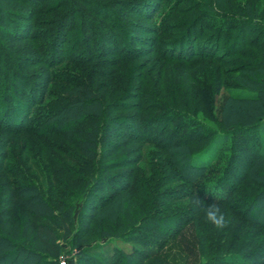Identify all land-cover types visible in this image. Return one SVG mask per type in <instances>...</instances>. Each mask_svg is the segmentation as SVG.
Here are the masks:
<instances>
[{"label":"trees","instance_id":"obj_1","mask_svg":"<svg viewBox=\"0 0 264 264\" xmlns=\"http://www.w3.org/2000/svg\"><path fill=\"white\" fill-rule=\"evenodd\" d=\"M45 1L0 0V23H7L18 32L14 36L12 32L0 30V38L27 41L34 49V61L33 56H29L22 58L19 65L24 63L26 67L29 61L33 62L29 67L39 65L45 56L50 60L46 62L49 67L45 76L39 78L43 83L32 82L18 69L16 60L6 64L12 66L13 70H9L0 80V116L6 109L18 118L12 124L0 120V130L26 137H50L43 140L40 147L46 151L43 160L42 153L36 152L34 165L22 167L23 171L15 172L7 167L3 171L6 174L4 179L16 173V179L23 182L20 187L5 180L2 182L4 191L14 192L22 188L30 198L18 201V212L11 209L14 202L7 210L0 212V264H58L57 256L63 240L58 235L62 233L66 237L71 231L72 238L68 241L71 248L77 243L75 235H84V232L100 239L133 238L129 253L114 251L110 256H102L80 251L79 256L83 260L79 264H165L162 255L164 246L189 226L197 232L201 254L213 251V255L202 264H264V222L261 221L264 212V114H260L264 109V0H169V5L162 12L159 5L166 0H69L68 10L64 14L58 13L63 5L53 2L42 7ZM12 3H21L29 9L25 14H13L8 8L5 9ZM83 8L92 9L88 16L82 12ZM115 8L123 14L117 15ZM43 15L50 17L40 20L39 17ZM68 15L72 20L65 26L66 19L70 18ZM127 17L149 22L148 26L138 24L135 27L148 39L128 35L125 31L122 42L124 54H119L116 50L117 38L107 34L110 32L106 29L110 27L121 32L118 19ZM172 17L176 19L169 21ZM94 19L107 28L99 29ZM79 23L88 24L91 32L82 38L80 30H77L79 35L70 43L69 38L75 31V25L80 26ZM47 25L51 27L50 38L42 43L44 37L41 35L45 33L37 29ZM121 25L125 23L121 22ZM92 35L96 36L95 50L90 52L91 49L87 51L81 46L77 52V47L81 42L84 46L86 40L91 47ZM99 39L101 42L97 41ZM221 43L226 48L218 52ZM162 44L168 48V53L163 51L156 54L154 49ZM139 45L146 48L151 46L153 50L145 52ZM2 47L0 44V59L8 56L6 47ZM247 50L254 53H245ZM66 52L73 55L68 56L71 57L69 60L63 58ZM150 54L158 55L148 64L155 67L159 74L170 69L169 65L177 63L193 66L194 70L200 69L206 76L246 73L238 76L240 83L229 82L219 86L226 91L217 112L223 116L221 122L213 115L209 121L215 124L209 126L196 116L197 113L192 115L185 112L190 107V99L201 107L202 116L207 111L203 92L209 84L200 79L195 81L186 77L185 85L181 83L176 87L169 82L166 85L168 90L164 92L159 86L149 84L146 77L139 79L141 87L131 88L133 84L130 78H126L121 86L112 79L116 74L113 72L106 82L109 89L98 90L92 83V77L81 70L90 63H98L93 64L96 66L104 63L115 69L121 62H131L134 57ZM234 57L247 60L229 62ZM50 58L61 60L53 63ZM62 63L73 66L75 70H51ZM224 67L228 69L224 70ZM210 82L213 87L218 85L213 78ZM50 85H54L59 92L47 94ZM145 85L153 87V92H147L151 93L153 101L135 104L145 94ZM65 90H68L67 94L63 93ZM130 90L138 94L131 95ZM215 94L220 93L214 92L213 96ZM38 97L42 101L46 98L47 103L40 113L36 111L30 115L31 109L39 105L35 102ZM117 101H121L124 108H115L116 111H137V116L105 117L104 112L114 109ZM142 112H154L157 118L145 119L140 116ZM224 112H227L225 116L222 115ZM52 122L60 128L56 132L46 133L45 128L50 127ZM147 124L152 125L149 133L137 130L139 126ZM108 125L113 129L111 140L108 139ZM123 126L126 132L120 130ZM170 128L172 130L169 131ZM117 138H122L125 143L114 140ZM207 139L208 143L200 152L185 151ZM218 141H228L229 155L226 161L215 166L213 146ZM128 143L135 145L137 154L148 146L159 150L163 154L162 160L166 158L173 167L176 179L172 183L196 184L204 176L213 177L208 182H200L189 192L178 190L167 194L156 184L154 196H150L146 183H150L151 191L153 182L147 180L141 169H137L140 158L134 162L123 159L108 161V151L126 148ZM240 146L243 148L241 152L238 151ZM0 147L3 148L2 145ZM209 150H212L211 157L206 163L197 165L198 158L202 159ZM243 151L249 156L244 158ZM1 159L0 171L5 161L4 154ZM212 164L215 170H210ZM125 166L129 167L124 173L129 183L123 184L112 195H100L97 185L104 180L105 173ZM153 175L152 179L155 177ZM142 184L147 188L145 200L135 197L139 202L135 206L130 194L133 195ZM79 196L83 198L80 213L86 211L90 214L84 218L80 228L73 230L75 207L69 199ZM149 199L147 204L146 200ZM158 200L166 201V206H156ZM184 201L188 202L187 206H173ZM210 205L219 207L224 213L227 224L223 229L215 228L206 220L205 210ZM238 219L257 228L251 238L252 241L259 239V242L253 243V248L247 254L233 252V246L223 250L224 240ZM238 235L241 238L246 236L238 231L230 240L235 243Z\"/></svg>","mask_w":264,"mask_h":264},{"label":"rangeland","instance_id":"obj_2","mask_svg":"<svg viewBox=\"0 0 264 264\" xmlns=\"http://www.w3.org/2000/svg\"><path fill=\"white\" fill-rule=\"evenodd\" d=\"M68 1L69 0H46L45 3L42 5V7H46L48 5L53 4V2H57L60 5H63V7L59 10V14H64L67 12L68 10ZM169 0L164 1L161 5H159L160 7V12H162L168 5H169ZM2 5V4H0ZM8 8V9H7ZM7 10H10L13 14H25L29 8H27V6H23L21 3H12L10 5H7L6 8ZM259 9V8H258ZM82 12H84L85 16H88L89 12L92 10L90 8H83ZM116 14H123V12L120 9H114ZM260 10V9H259ZM157 13L156 17L160 14ZM50 16H41L39 17L40 20H45L48 19ZM66 21H65V26H67L68 24H70L71 22V16L68 15ZM176 17H172L170 20H175ZM96 22V26L101 29V30H105L103 23H100L101 21H99L98 19H94ZM121 22L125 25H121ZM78 24V23H75ZM118 24L121 26V32H118V30H112L110 27H108L106 29L107 33L109 35H112V37L117 38V42H118V46L117 52L123 53L124 54V49L122 47V42H123V33L126 31L128 32L127 34H133L134 36H138V38H142L143 36H145V38L148 39L147 35H143L141 32L136 30V25H145L148 26L149 22L148 21H144L142 19H134V18H122V19H118ZM80 26H76L75 25V31L72 33V35L69 38V42L73 43L74 42V38L77 37L79 35V33L77 32V30H80V35L82 36V38L85 35H88L91 31L89 30V25L88 24H83V23H79ZM0 30L2 31H8V32H12L13 34H15L14 36H17V30L14 29V27H10V25L8 26L7 23H0ZM37 30H42V33H45L44 35H41L42 37H44V39L42 40V43L46 42L47 40H49L50 38V30L51 27H48V25L46 27H40ZM36 32V31H35ZM76 34V35H75ZM99 36H103V35H99ZM13 37V36H12ZM95 35H92V45L91 47H89V42L85 41L84 42V46L82 45L83 42L80 43V45L77 47V52H79L80 47H84V49H86L87 51H94L96 48V44H95ZM106 37V35L104 36ZM14 38V37H13ZM98 42H101V39L97 40ZM69 43V44H70ZM0 44L3 47H6V51L5 53L8 55L7 57H2L0 59V80L3 77V75H7V72H9V70H13L12 66H6V64L8 62H14L16 60V62L18 63V65L22 62V58H28L29 56H33L32 60L34 61L35 58V54L32 53L33 46L31 44H28L27 41H13L11 40L10 37H6V38H0ZM69 46V45H68ZM86 46V47H85ZM129 45H127L128 47ZM2 47V48H3ZM131 47H134L133 45H131ZM139 48H144L142 50H145V52H149L150 50H153L150 46V48H146V46L144 45H139ZM28 48V49H27ZM224 48H226V45L221 43L218 49V52H222V50H224ZM82 49V48H81ZM155 53L157 54V52H167L168 53V48L162 44V45H157L156 48L154 49ZM248 52H252L251 50H247L245 51V53ZM58 54V52H57ZM77 54V53H76ZM156 54H150L148 55H142V57H134L133 61L131 62H121L119 63L118 67L115 69H111L109 67H107L106 64L104 63H99V66L93 65V64H98V63H90L88 65H86L85 67H83L81 70L85 71V73H87L88 76L92 77V83L94 84L95 87L98 88V90H106L109 89V85L106 84L109 76L111 75V73H116L114 74V78H112L113 80H117L120 85L122 86L123 81L126 78H130L131 79V84H133L134 88L135 86H140L141 87V82H139V79L141 77H146V80H148L149 84L155 86H159L161 89L164 90V92H167L168 88L166 87V85H168L169 82H171L173 84L174 87H176V85L180 86L181 83L182 85H185L186 83V77L187 78H193L195 81L196 80H201L204 83H208L209 85H206L205 88L206 90H204L203 92V98L205 101L204 104V108L207 111H210L212 114H210V112L207 114V111L204 112L203 116L201 114V107L199 105H195V101H192V99H190L189 103H190V107L185 111L188 112L189 114H196V116H198L199 118H202L203 121H206L208 123L209 126L214 125L215 123L210 122L209 120L212 119L214 116L217 117L218 122L223 119V116H221L220 114H217L218 109L220 108L222 99L221 97L224 96L225 94V90L224 89H220L219 86H222L226 83L229 82H238L240 83V80L238 78V76H241L243 74L246 73H238L237 75H223L221 73H218L217 75L214 76H206L205 74H202V71L199 70H194L193 66H187V65H183L182 63H177L174 65H169L168 67L170 69H166L164 72H156L155 71V67H150L149 66V62H151L152 60H154V58L158 55ZM78 55V54H77ZM68 56H73L70 55L69 52H66L63 56V58H66L67 60H69ZM264 56V53L263 55ZM48 56L42 57L41 59L43 60V63L39 64V65H34L32 67L30 66V63L33 62H27L29 65L25 67L24 63L22 65H19V70L24 73L26 76L29 77V79L31 78L32 82H37L40 83V76H45V73L47 72V67L46 66V62L49 60V58L47 59ZM58 58V57H57ZM56 58V59H57ZM62 58V59H63ZM51 59V58H50ZM55 59H51V61L53 63H56L58 61H54ZM102 60V59H99ZM247 59L241 58V57H234L233 59H231L229 62H235V63H240V62H246ZM7 61V62H6ZM50 61V60H49ZM24 62V61H23ZM102 62V61H101ZM11 64V63H10ZM51 65H53L51 63ZM62 68H68L70 70H75L73 68V66H69L67 63H62L61 65H59L58 67H54L53 69H51L52 71H56ZM230 68V67H229ZM233 68V67H232ZM228 67H224V70H227ZM51 71V72H52ZM195 71V72H194ZM84 73V74H85ZM224 73V71H223ZM118 74V76H117ZM106 76V78H105ZM215 79L216 83H218V85H215L214 87L212 85H210V80L211 79ZM129 80V79H128ZM189 86H192V83L187 81ZM43 83V82H41ZM115 83V82H114ZM113 84V83H112ZM165 86V87H163ZM188 87V86H187ZM145 94L142 95L141 99L139 101H136L137 103L135 104H141L142 101H153L152 97L150 96L151 93H147L149 91L153 92L154 89L151 86H147L145 85L143 87ZM43 90V89H42ZM41 91V88H40ZM56 92L58 93L59 91L56 90V88L54 87V85H50L48 86L47 89V94L49 92ZM66 92L63 93H68V90H65ZM136 91L130 90L129 93H131V95L133 94H138V93H133ZM214 92H218L220 93L219 95H214ZM235 92V91H232ZM62 94V93H59ZM64 95V94H63ZM109 96V95H108ZM127 96V95H126ZM153 96V94H152ZM110 99V97H108ZM140 98V97H139ZM36 99V103H38L39 105H35L33 107V109H31L30 115H32L34 112H38L39 113L42 111V109L44 108L45 104L47 103L46 98L44 99V101H42L41 99L35 98ZM1 100V98H0ZM43 102V103H42ZM117 105L115 107H113L114 109L110 110V111H106L104 112V116L109 118H115V117H126L127 116H133L136 117L137 116V111H132V110H120V111H116L119 108H124L122 105L121 101H117ZM232 102V101H231ZM1 103L2 101H0V107H1ZM134 104V103H132ZM117 108V109H115ZM1 110V109H0ZM227 114V112H224V115ZM261 116L264 114V109L262 110V112H260ZM214 115V116H213ZM218 115V116H217ZM141 117L146 118H154L156 116V113L151 112V113H146V112H142L140 113ZM157 118V117H155ZM18 118H15L13 114H9V112L5 109L3 110L1 116H0V120L1 121H7L8 123H15L17 121ZM124 119V118H123ZM52 120V119H51ZM38 121V120H37ZM42 121V119H41ZM147 126V127H146ZM146 126H139L137 128V130H140L141 133H149V129L152 125L151 124H147ZM59 125L57 123L52 122L50 124V127L45 128L47 132L50 131H58L59 129ZM222 128H220L221 130ZM107 130H108V139L111 140L113 136L112 131V127H110V125L107 126ZM123 132H126L127 130L125 129V127H121L120 129ZM172 130L171 128L169 129V131ZM182 135H180L181 137ZM26 138V139H25ZM25 139V141H24ZM50 137H32V136H28L26 137V135H14V134H8L3 132L2 130H0V146L2 145V147H0V165L2 164L1 161V156L2 154H4L5 156V161L3 163V168L2 171H0V212L5 211L9 208L10 204H12L14 202V204L12 205L11 209L13 210V212H18L20 210V207L17 206L18 201H24L25 199L30 198L29 195L27 193H25L22 188L17 189L16 191H10L9 192H5V185H2V182L5 180H7L8 182H11L12 184H14L15 186H22L23 182L19 181L18 179H16L17 175L16 173H11L12 177H8V179H4L6 177V174L3 172L5 167H7L8 169H10L11 171L16 172V170H20L23 171V168H26L28 166L34 165V161L36 159L35 154L36 152H40L42 153V158L41 160L44 159L46 151L43 149H41L40 147L42 146V141L43 140H49ZM114 140H118V142H121L123 139L122 138H117ZM207 139L206 141L199 143L193 147H190L188 149H185V151L187 150L188 152H200L203 149V146H205L208 143ZM5 142H7V145H5ZM122 142L125 143V140H123ZM123 143V144H124ZM5 145V146H4ZM242 147L240 146V148L238 149L239 152L242 151ZM228 150H229V143L228 141L226 142H220L218 141L216 144H214L213 146V156H214V164L216 166V163L220 164L221 161H226V159L228 158ZM211 152L212 150L207 153H205V155L202 157V159L199 157L198 158V163L197 165H201L203 164V162L206 163V160L208 158L211 157ZM107 153V152H106ZM109 155L108 161H112V160H121L123 159L124 161H136L138 158H140L141 163H139V166L137 167V169H141L142 174L147 176V180L151 179V182H153V185H151V188H153V190L150 191V183H146V186H148L147 188L145 187L144 184L140 185L139 188L136 189V192L132 194H130L132 196V201L133 204L135 206L139 205V202L135 199V197L138 198H142L144 199L145 196V189H147V192H150V196H154V187H156V184H159L157 186H160L163 188V190H165L164 192L167 194L173 193V191H186L189 192L193 189V187H197V184H199L200 182H208L209 180H211V178L213 177V175H209V176H204L200 182L196 183V184H189L188 182H177V183H172L173 180L176 179L174 170L172 169L173 167L171 166V164L169 163V161L165 158V161L162 160V153L157 150L156 148H154L153 146H148L145 147L144 150L141 152V154H137L136 153V149H135V145L128 143L127 147H123L120 150H111L108 151L107 153ZM242 156H244V158H246L247 156H249L248 153H244V151L242 152ZM35 157V158H34ZM127 158V159H126ZM36 162V161H35ZM131 162V163H132ZM130 163V164H131ZM22 164H25L26 166H23ZM214 164H212L210 170H215L216 168L214 167ZM38 165V164H37ZM172 167V168H171ZM239 168V167H238ZM129 170V167L125 166V167H121L112 171H108L105 173L104 175V180H101L98 183V189L100 190L99 194L100 195H112L113 193H115L117 190L120 189V187H122L123 184L129 183L127 181V176L126 173ZM141 171H139V173L141 174ZM154 174V175H153ZM152 175L155 176L154 179H152ZM10 176V175H9ZM175 176V177H174ZM161 177V178H160ZM138 178V177H137ZM136 178V179H137ZM158 179V180H157ZM159 181V183H158ZM138 183V181H136ZM146 182V181H145ZM264 182V181H263ZM132 187H133V183H132ZM170 191V193H169ZM134 197V200H133ZM70 203L73 205L74 208V214H73V225L71 226V228L74 230L76 228H80L83 225L84 222V218L87 217L88 214H90L89 212L87 213L86 211H83L80 213V205L81 202L83 201L82 196L77 197V199H69ZM145 200V199H144ZM151 199L146 200L147 204H149ZM151 203H154V201H151ZM188 205L187 201L178 203V204H174L173 206H179V208L184 207V206ZM156 206L159 207H165L166 206V201L164 200H158L156 201ZM133 209V208H131ZM175 209V208H174ZM131 212V210L129 211ZM261 221L264 222V212L262 213V217H261ZM238 224V225H237ZM257 228L252 227L250 224H244L243 221H240L239 219L235 221L234 226L232 227V229H230V232L226 238V240H224V244H223V250H227L230 246L234 247L233 252H241L244 254H247L249 252V250H251L253 248V243L256 242V244L259 242L258 240L252 241L251 236L256 232ZM238 231H240V234H245L246 236L244 238L239 237L240 235H238V239L236 240V244L234 243V241H231L230 239L232 238V235H234V233L236 234ZM196 230H194V228L192 226L187 227L186 229H183L182 232L179 234V236L167 243V245L164 246L163 251H162V255L164 257V263L165 264H202L204 262V260H207L209 258V256L213 255V251H211L210 254H206V255H202L201 254V248H199V244L197 242L196 239ZM72 234L73 231L69 232V235H67L66 237H64V234L60 233L58 236L61 237V239H63L60 242V253L57 256V261H59V258L62 257L65 264H79L80 262H82V257L81 255L79 256V252L80 251H87L88 254L90 255H94V254H99L104 256L106 254V256H110L114 251H122L125 253H129L130 250V246H132V242H133V238H128V239H122V238H117V239H113V238H98L95 235L88 234L84 235L83 234H77L75 235V240H77V243L75 245V247L68 246V241L72 238ZM150 235V234H149ZM137 239V238H136ZM135 239V240H136ZM234 243V244H233ZM224 253V251L222 252V254ZM34 264V262H33Z\"/></svg>","mask_w":264,"mask_h":264},{"label":"clouds","instance_id":"obj_3","mask_svg":"<svg viewBox=\"0 0 264 264\" xmlns=\"http://www.w3.org/2000/svg\"><path fill=\"white\" fill-rule=\"evenodd\" d=\"M205 218L217 229H223L227 224V219L224 213L219 207L214 205H210L208 209L205 210Z\"/></svg>","mask_w":264,"mask_h":264},{"label":"built area","instance_id":"obj_4","mask_svg":"<svg viewBox=\"0 0 264 264\" xmlns=\"http://www.w3.org/2000/svg\"><path fill=\"white\" fill-rule=\"evenodd\" d=\"M58 264H65V262H64L62 257L59 258Z\"/></svg>","mask_w":264,"mask_h":264}]
</instances>
